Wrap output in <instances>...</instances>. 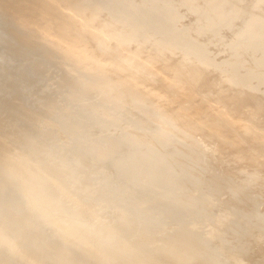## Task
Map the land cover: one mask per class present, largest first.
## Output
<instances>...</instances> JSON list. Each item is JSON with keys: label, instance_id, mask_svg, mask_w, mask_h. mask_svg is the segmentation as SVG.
I'll list each match as a JSON object with an SVG mask.
<instances>
[{"label": "rangeland", "instance_id": "1", "mask_svg": "<svg viewBox=\"0 0 264 264\" xmlns=\"http://www.w3.org/2000/svg\"><path fill=\"white\" fill-rule=\"evenodd\" d=\"M109 1L117 21L153 10L145 40L158 47L176 38L180 53L204 57L223 80L264 100V7ZM101 80L0 18V136L17 159H0V264H264V171L187 136L157 105L116 85L106 90ZM26 184L57 199L54 209L67 218L80 214L86 236L57 232L28 201Z\"/></svg>", "mask_w": 264, "mask_h": 264}, {"label": "water", "instance_id": "2", "mask_svg": "<svg viewBox=\"0 0 264 264\" xmlns=\"http://www.w3.org/2000/svg\"><path fill=\"white\" fill-rule=\"evenodd\" d=\"M253 1L264 7V0ZM104 6L90 0H0V18L74 63L99 72L105 88L116 85L119 93L157 105L187 136L264 170V100L233 79L223 80L204 57L180 53V44L175 49L177 45L167 41L157 47L154 40L135 36L132 28L123 27L132 20L126 17L128 11L117 21ZM4 140L0 136V159L16 161ZM26 190L32 205L42 216H50L57 232L85 234L73 218L54 209L56 201H47L40 186L26 184Z\"/></svg>", "mask_w": 264, "mask_h": 264}, {"label": "bare ground", "instance_id": "3", "mask_svg": "<svg viewBox=\"0 0 264 264\" xmlns=\"http://www.w3.org/2000/svg\"><path fill=\"white\" fill-rule=\"evenodd\" d=\"M259 0H257V2H258ZM109 3H111L109 0L106 2V6H104V7H111V5H109ZM263 2H260V4H262ZM155 14V12L153 11V10H151V9H149V8H142V9H140L139 11H134L133 13H129V12H127V16L126 17H128V19H132V20H129V21H133V19H135V20H137L138 18H140V17H144V19H142V18H140L139 19V21H137V22H134V23H137L136 24V26H138V27H136V29H133L132 28V30H131V32L135 35V36H137V37H141L140 36V34L142 33V31H143V29H145L146 27H147V22L149 21V20H151L152 18H154L153 17V15ZM141 15H143V16H141ZM134 20V21H135ZM157 28H158V30H161V29H164V27H163V25H158L157 26ZM130 36H132V34L130 33ZM133 37V36H132ZM22 39L24 40V41H27L28 43H31V40L29 39V38H24V37H22ZM174 40V39H173ZM171 41V42H169V43H171L172 45L173 44H175V45H177V46H175L174 48L176 49V48H180V47H178V45L180 44V42L178 41V40H176V41ZM158 43V42H157ZM186 44V43H185ZM184 44V45H185ZM170 47H172L173 48V46H170ZM104 87V86H103ZM105 88V87H104ZM244 88V87H243ZM246 88V87H245ZM252 88V87H251ZM250 88V89H251ZM106 90H107V88H105ZM246 89H248V88H246ZM253 90V89H252ZM104 92L105 93H107V91H105L104 90ZM105 95V94H104ZM108 96V95H107ZM106 96V97H107ZM81 99V98H80ZM83 100V99H82ZM15 101L17 102L18 101V99H15ZM54 103V102H53ZM108 116V115H107ZM8 118V117H7ZM94 141V140H93ZM58 148V147H57ZM159 151V150H158ZM101 155H102V157L104 158L106 155H107V152H106V150H103L102 152H101ZM17 161V160H16ZM15 161V162H16ZM237 164H239V163H237ZM241 166H243V164H241ZM248 166H246V168H247ZM253 169V171L255 170L254 168H250V170H252ZM264 171V170H263ZM262 170H260V172H261V174L263 175V172ZM255 172L257 173V174H259V172H257L256 170H255ZM263 172V173H262ZM259 176H260V174H259ZM262 177H264V175L262 176ZM3 190V189H2ZM4 193V192H3ZM5 194V193H4ZM153 194L154 193H152V194H148V198L149 197H152L153 196ZM29 197V196H28ZM28 201H29V198H28ZM55 201H56V204H57V199H55ZM30 202V201H29ZM53 202V201H52ZM88 202V201H87ZM55 210H57L56 209V207H55ZM59 210V209H58ZM60 211V210H59ZM62 213V212H61ZM65 217H66V215H65ZM69 217V216H68ZM72 218V217H71ZM73 219H74V221L77 223L76 225H79L81 222H80V220H82V219H80V214H77V217L75 218L74 216H73ZM80 219V220H79ZM84 221V220H83ZM79 222V223H78ZM83 224H81V225H79L78 227L80 228V226H82L84 229L87 227V226H85V225H87L86 224V221L85 222H82ZM85 223V224H84ZM85 226V227H84ZM81 227V228H82ZM87 229V228H86ZM86 231L87 230H85V233H86ZM85 235V234H84ZM84 235H81V237L83 236L84 237ZM0 236H2V235H0ZM86 236V235H85ZM87 236H88V234H87ZM92 236V235H91ZM124 236V235H123ZM78 238H79V236H77ZM80 237V238H81ZM79 238V239H80ZM92 238H94L95 239V236H92ZM82 239V238H81ZM86 239V238H85ZM85 239H83V241L85 240ZM87 239H89V237H87ZM86 239V240H87ZM93 239V240H94ZM93 240H91V241H93ZM88 242H89V240H88ZM95 242V241H94ZM91 243V242H90ZM93 244V243H92ZM4 247L5 246H3V249H4ZM12 247V246H11ZM1 249H2V245H0V251H1ZM3 249H2V251H3ZM6 249H8V248H6ZM12 249H13V247H12ZM5 250V249H4ZM7 251H9V249L7 250ZM5 252V251H4ZM4 252L2 253V252H0V253H2V254H4ZM10 253H12L11 251H10ZM5 254H6V252H5ZM14 255V254H13ZM8 257V256H7ZM190 259V258H189ZM189 259H187L186 260V262H185V264H189ZM64 262V261H63ZM191 264V263H190Z\"/></svg>", "mask_w": 264, "mask_h": 264}]
</instances>
